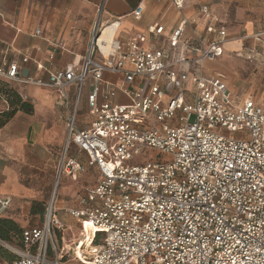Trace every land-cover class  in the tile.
I'll list each match as a JSON object with an SVG mask.
<instances>
[{
	"label": "built area",
	"instance_id": "built-area-1",
	"mask_svg": "<svg viewBox=\"0 0 264 264\" xmlns=\"http://www.w3.org/2000/svg\"><path fill=\"white\" fill-rule=\"evenodd\" d=\"M171 2L181 10L200 0ZM198 12L209 37L195 36L197 45L184 38L195 17L183 16L161 48L149 42L165 34L160 24L127 42L101 41L97 28L80 66L33 82L57 89L62 104L77 85L66 152L71 144L86 152L99 177L68 210L81 226L74 248L56 243L64 225L51 200L43 224L23 229L22 247H12V264H264V99L234 96L224 73L204 75L227 30L208 4ZM0 79L24 81L17 62L1 66ZM88 79L92 120L80 129ZM146 150L162 155L135 163ZM66 152L59 176L76 177L84 166ZM10 204L0 196V216Z\"/></svg>",
	"mask_w": 264,
	"mask_h": 264
},
{
	"label": "crops",
	"instance_id": "crops-1",
	"mask_svg": "<svg viewBox=\"0 0 264 264\" xmlns=\"http://www.w3.org/2000/svg\"><path fill=\"white\" fill-rule=\"evenodd\" d=\"M220 2L221 0H200L178 10L171 0H0V67H8L12 62L18 63L19 76L24 81L14 82L21 84L20 95L24 102L32 106L31 111L18 110L9 121L0 125V196L11 198V204L5 212L13 202L21 203V199L45 203L52 196L49 195L52 194L51 188H56L51 200L54 198L56 215L64 227L57 230L55 240L61 248L59 241L66 240V233H77L79 237L74 239L71 246H62L73 249L81 238V226L68 210L80 208L78 198L96 184L99 170L89 164L88 154L76 145L71 144L66 152V118L68 110L76 102L77 85L67 88V103L62 104L57 89L33 82L47 81L50 73L63 70L67 65L80 66L94 30L98 28L103 34L104 28H113V23L118 28L116 31L113 28L112 37L121 42L140 36L154 24L163 25V36L149 37L150 44L161 48L167 46L169 33L183 16L195 17L197 24L187 28L184 38L189 44L197 45L195 36L205 40L209 37L205 20L198 12L200 5L208 4L212 14L217 15L226 28ZM139 6L142 11L138 16L136 10ZM253 36H264V31L237 38H231L227 31L223 54L214 60L205 61L204 67L220 60L226 52L242 50L245 41ZM228 43H234L235 47L227 49ZM217 72L223 73L214 66H210L209 71L204 68V75L207 77ZM106 77L110 78L107 74ZM111 78L118 79L117 76ZM90 85L91 79H88L80 97L77 122L80 129L88 128L92 120L87 106ZM228 85L234 96L240 99L250 98L236 94L229 82ZM251 98L256 101L264 99ZM64 152L67 158H75L84 166V170L76 177L64 173L59 176V165ZM90 178L95 179L94 183L85 184V181L90 182ZM42 181H45L48 188L43 193L37 191ZM31 212L38 218L36 221L44 220L43 208L32 207Z\"/></svg>",
	"mask_w": 264,
	"mask_h": 264
},
{
	"label": "rangeland",
	"instance_id": "rangeland-1",
	"mask_svg": "<svg viewBox=\"0 0 264 264\" xmlns=\"http://www.w3.org/2000/svg\"><path fill=\"white\" fill-rule=\"evenodd\" d=\"M219 6L222 20L225 22L231 38L243 37L246 34L256 35L258 32L264 31V0H221ZM226 47L228 49L235 46L234 43H228ZM211 64V67L214 66L226 75L230 88L236 94L257 99L264 97V36H253L245 41L242 50L226 52L220 60H215ZM209 67L206 66L205 69L209 71ZM0 81L7 85L10 92V99L8 100L5 94L0 91L1 125L6 119V114L13 110L10 106V100H15L17 95L21 97L22 87L21 84L15 82L6 83L2 79ZM122 102H127L126 98H123ZM82 118H84V115H82ZM158 155L162 154L156 150H146L135 163H142L149 159L154 160ZM83 180L84 178L81 179V181ZM94 181V178H90V182L85 181L84 183L90 185ZM51 189L52 194L49 195L53 196L56 188ZM37 191L41 193L48 191L45 181L40 182ZM52 196H49V200L45 203L32 201V199H21V203L13 202L11 208L0 218V233L7 232V236H0V264H11V261L16 257L12 247H22L21 231H13L12 223H16L21 230L26 226L41 225L44 220L36 221L38 218L31 212V208H43L46 212V207ZM65 237L66 240L59 241L61 247L64 245L71 246L79 236L77 233L74 235L68 232Z\"/></svg>",
	"mask_w": 264,
	"mask_h": 264
},
{
	"label": "trees",
	"instance_id": "trees-1",
	"mask_svg": "<svg viewBox=\"0 0 264 264\" xmlns=\"http://www.w3.org/2000/svg\"><path fill=\"white\" fill-rule=\"evenodd\" d=\"M4 81V80H3ZM7 83V82H6ZM0 91L2 93L5 94L6 98L9 100L10 99V92L7 89V85H5V83L3 84V82L0 81ZM10 106L13 108V110L10 113L6 114V119L1 123V125H4L7 121H9L13 115L18 111V110H24V111H31L32 106L30 104H28L27 102H24L23 99L20 96H16L15 100H10ZM13 228L12 230H17V231H22L19 226L16 223H12ZM2 237L7 236V232H2L0 233Z\"/></svg>",
	"mask_w": 264,
	"mask_h": 264
},
{
	"label": "bare ground",
	"instance_id": "bare-ground-1",
	"mask_svg": "<svg viewBox=\"0 0 264 264\" xmlns=\"http://www.w3.org/2000/svg\"><path fill=\"white\" fill-rule=\"evenodd\" d=\"M113 28H110V27H106V28H104V30H103V34H102V36H101V38H100V40L102 41V40H106V41H110L111 40V38H112V36H113ZM102 47L105 49V47L102 45ZM56 196V195H55ZM53 200H54V198L52 199V202H53ZM6 245H8V246H10L9 244H6ZM78 254H80V253H78Z\"/></svg>",
	"mask_w": 264,
	"mask_h": 264
}]
</instances>
